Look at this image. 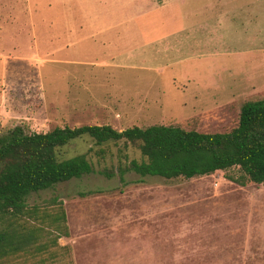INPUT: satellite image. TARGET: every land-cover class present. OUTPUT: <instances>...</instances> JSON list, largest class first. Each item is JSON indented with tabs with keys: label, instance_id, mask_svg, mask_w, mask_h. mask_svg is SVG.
Listing matches in <instances>:
<instances>
[{
	"label": "rangeland",
	"instance_id": "1",
	"mask_svg": "<svg viewBox=\"0 0 264 264\" xmlns=\"http://www.w3.org/2000/svg\"><path fill=\"white\" fill-rule=\"evenodd\" d=\"M0 28V99L18 101L38 85L57 105L17 118L28 132L165 125L224 133L246 102L264 98V0H0ZM33 55L51 61L3 58ZM13 125L0 122V132ZM78 154L92 173L27 197L41 208L63 203L69 235L58 244L67 264H264V185L237 182L238 167L141 176L129 168L144 160L138 144L90 137L60 158Z\"/></svg>",
	"mask_w": 264,
	"mask_h": 264
},
{
	"label": "trees",
	"instance_id": "2",
	"mask_svg": "<svg viewBox=\"0 0 264 264\" xmlns=\"http://www.w3.org/2000/svg\"><path fill=\"white\" fill-rule=\"evenodd\" d=\"M90 137L98 145L124 140L138 144L144 160L130 169L141 176L191 179L238 167L243 179L264 185V98L242 106L230 132L204 133L179 126L152 125L117 130L111 125L55 127L28 132L17 125L0 132V264H67L68 236L63 203L30 206L27 197L93 172L85 154L60 158L62 148Z\"/></svg>",
	"mask_w": 264,
	"mask_h": 264
},
{
	"label": "crops",
	"instance_id": "3",
	"mask_svg": "<svg viewBox=\"0 0 264 264\" xmlns=\"http://www.w3.org/2000/svg\"><path fill=\"white\" fill-rule=\"evenodd\" d=\"M161 10L163 9L162 7L160 8ZM1 31V28H0ZM56 37L54 36L53 41H54V46L56 47ZM120 43V40L118 41V44ZM4 60L7 62L8 60H14L16 62H23L25 64H30V63H35L37 62L40 64L42 61L49 60L48 58H40L38 56H32V57H17L16 59L10 56H4ZM51 61V60H49ZM37 64V65H38ZM29 66V65H28ZM3 67H6L5 64H3ZM7 76L6 74H2L0 76V83L1 84H7ZM28 82L31 83L30 80ZM35 91V93H34ZM33 91H30V89L27 88L26 90V95L24 98H21L20 100L16 101V99H7L6 97L4 99H0V122L2 124H15L17 118H21V120H27L31 119L30 115L33 113L31 110L28 111V109H33V108H42L44 107L46 110H48L50 107L56 108L57 105H54V103H47L45 102V96L41 97L40 92H42L38 85L36 86V89ZM79 97V96H76ZM81 98H74V102L80 101ZM17 105H23L25 108V115H21V113L18 111V108L16 107ZM11 106V108H9ZM56 106V107H55ZM68 107V105H67ZM72 107V106H70ZM77 107V105H75ZM20 116V117H19ZM18 124H15L13 126H17Z\"/></svg>",
	"mask_w": 264,
	"mask_h": 264
}]
</instances>
